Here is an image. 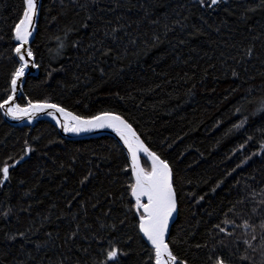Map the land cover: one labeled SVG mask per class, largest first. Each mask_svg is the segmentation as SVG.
I'll return each instance as SVG.
<instances>
[{
	"label": "trees",
	"instance_id": "1",
	"mask_svg": "<svg viewBox=\"0 0 264 264\" xmlns=\"http://www.w3.org/2000/svg\"><path fill=\"white\" fill-rule=\"evenodd\" d=\"M23 6L0 0V98ZM33 41L40 67L18 103L46 98L80 115L114 110L135 121L173 167V252L188 264H264V113L233 129L238 108L255 112L264 99V0L210 9L197 0H42ZM61 42L54 59L49 50ZM125 157L112 137L69 141L50 122L17 126L0 110V163L19 161L0 185V264H98L113 243L119 264H147L153 250L138 229Z\"/></svg>",
	"mask_w": 264,
	"mask_h": 264
},
{
	"label": "snow or ice",
	"instance_id": "2",
	"mask_svg": "<svg viewBox=\"0 0 264 264\" xmlns=\"http://www.w3.org/2000/svg\"><path fill=\"white\" fill-rule=\"evenodd\" d=\"M220 2L221 0H197L201 7L209 9L217 6ZM23 5L22 14L12 28L16 42L13 48L17 58L16 65L8 74L10 88L6 93V98H0V110H3L6 116L14 120L26 118L28 121H32L38 115L44 114L51 118L64 133L79 134L97 129H111L119 138V141L122 142L123 149L126 150L125 158L129 161L131 183L128 187L131 197L134 198L132 207L134 215L138 217L139 232L143 234V237L150 243L153 250V255L149 256L147 264H153V256L154 264H188L187 260L181 259L173 252L167 240L170 218L178 210L179 202L173 167L167 157H163L162 154H158L154 150L147 133L139 131L138 124L134 126L135 121H131L124 114L114 110H102L95 114L80 115L70 111L68 107L62 106L60 103L50 102L46 98L36 100L26 98L24 103L17 102V93L20 92L22 95L21 88L25 83L28 71L30 68L40 67L36 63V53L31 46L34 42L32 38L34 35L33 29L35 28L34 18L38 13V0H23ZM88 19L90 20L91 17L89 16ZM176 23H179V21ZM73 31H75L73 28L67 30V32ZM115 31V29L112 30L113 33ZM67 32L65 33L66 36ZM108 34L105 33V35ZM98 43L103 44L102 41ZM66 47L67 45L61 42L56 49L49 50L50 55L54 52L53 58H59ZM89 47H92V45H89ZM110 51L111 49H105L101 55H107ZM248 55H251V49L248 50ZM91 58L90 56L89 59ZM101 71L103 72V69ZM48 75L51 76V72H48ZM232 75H237L235 70H233ZM260 113H264V99L258 101V107L255 112L248 113L246 110L238 108L233 119L240 122L233 124V129L251 127ZM249 139L252 138H246V143ZM25 143L27 144V141ZM244 147L245 144L240 145L241 149ZM261 147H264V142L261 143ZM31 151L33 149L28 146L26 152ZM141 155L150 161V170L141 166ZM248 159L250 157H245L241 164ZM17 163L19 161L11 164L7 161L0 163V185H4L10 180V169H15ZM91 175L93 173L89 171L83 177L81 183L87 181ZM191 195L198 201L204 199V196L196 197L194 194ZM258 208L259 210H264V205H259ZM252 211L255 213L258 209L253 208ZM4 215H7V212ZM226 223H229V221H226ZM243 226L245 228L254 227L247 220L244 221ZM101 227H105V225H101ZM112 227L114 228L115 226L113 225ZM259 227L261 229V238L264 239V222H261ZM220 231L223 232L224 230L220 229ZM77 232H73L72 235L75 236ZM19 235L24 236V233L21 232ZM9 238L15 239V236ZM252 239L255 240L256 236L253 235ZM245 243L248 242L245 241ZM101 255L105 259L99 261L98 264H119V259L123 253L113 243L106 250H102ZM214 264H227V262L223 258L217 257Z\"/></svg>",
	"mask_w": 264,
	"mask_h": 264
},
{
	"label": "water",
	"instance_id": "3",
	"mask_svg": "<svg viewBox=\"0 0 264 264\" xmlns=\"http://www.w3.org/2000/svg\"><path fill=\"white\" fill-rule=\"evenodd\" d=\"M41 5H42V0H38V13H37V16L34 18V20H35V28L33 29V33H34L33 38L35 37L36 32H37V26H38V21H39L40 12H41ZM37 69L38 68H30V70L27 73V76H26L25 80L29 76L35 74L37 72ZM21 92H23V85H22V88H21ZM20 96H21V93L18 92L17 93V102H18ZM4 116H5L7 121H9L11 124H14V125H17V126L32 127V126H34L35 124H37V123H39L41 121L50 122L59 130L60 135L63 138H66V139H70V140H85V139H91V138L93 139V138H102V137H112L115 140H117L122 146V142L119 141V138L115 135V133L111 129H107V128L97 129V130H93V131H89V132H82V133H79V134L64 133L63 130L59 126H57L54 121L51 120V118L45 116L44 114L38 115L32 121H28L26 118L21 119V120H14L11 117L6 116L5 114H4ZM142 159H145V160H147V159L143 155H141V157H140L141 166L144 167ZM148 162L150 163V161H148ZM176 218H177V211L170 218L167 240L169 239L170 230H171V227H172L173 223L175 222Z\"/></svg>",
	"mask_w": 264,
	"mask_h": 264
},
{
	"label": "bare ground",
	"instance_id": "4",
	"mask_svg": "<svg viewBox=\"0 0 264 264\" xmlns=\"http://www.w3.org/2000/svg\"><path fill=\"white\" fill-rule=\"evenodd\" d=\"M22 94H23V92H22ZM64 139H66V138H64ZM66 140H69V141H75V140H70V139H66Z\"/></svg>",
	"mask_w": 264,
	"mask_h": 264
}]
</instances>
